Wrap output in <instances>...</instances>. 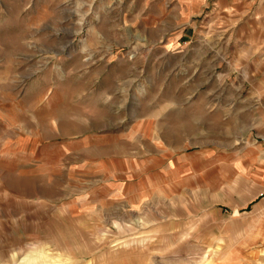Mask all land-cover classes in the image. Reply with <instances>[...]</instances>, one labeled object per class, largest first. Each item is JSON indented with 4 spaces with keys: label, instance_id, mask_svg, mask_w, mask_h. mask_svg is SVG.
I'll return each instance as SVG.
<instances>
[{
    "label": "rangeland",
    "instance_id": "obj_1",
    "mask_svg": "<svg viewBox=\"0 0 264 264\" xmlns=\"http://www.w3.org/2000/svg\"><path fill=\"white\" fill-rule=\"evenodd\" d=\"M0 264H264V0H0Z\"/></svg>",
    "mask_w": 264,
    "mask_h": 264
}]
</instances>
